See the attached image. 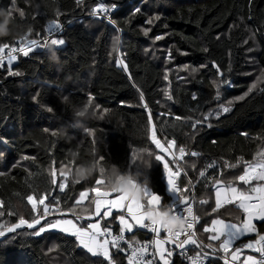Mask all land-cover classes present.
Instances as JSON below:
<instances>
[{
    "label": "trees",
    "instance_id": "16d2710c",
    "mask_svg": "<svg viewBox=\"0 0 264 264\" xmlns=\"http://www.w3.org/2000/svg\"><path fill=\"white\" fill-rule=\"evenodd\" d=\"M101 1L110 8L117 5L111 15L115 26L88 18L94 0H79V3L77 0H30L33 7H28L23 0H0V9L12 13L14 33L0 42L15 43L29 29L30 38L43 40L50 20H58L63 25L72 22L59 35L65 45L55 47L59 63H53L43 50L28 57L20 55L13 62L11 71L20 75H8V64L0 67V171L6 173L0 176V200L4 202V207H0L4 213L0 224L16 223L20 214L31 218V206L25 199L28 194L52 192L53 203L59 197L61 207L67 208L75 204L80 192L87 191L89 196L83 205L89 206L94 196L89 189L95 187L97 177L77 184L68 178L63 193L50 183L52 168L56 169L59 180L61 167L74 168L88 159L146 177L145 191L161 196V205L172 204L175 197L166 191L163 163L155 159L156 155L161 156L160 151L148 138L150 112L162 143L174 139L176 149L186 146L189 153H200L198 157L190 154L184 157L180 164L183 171L177 180L181 187L191 180L195 187L189 194H194L197 201L209 200L203 208L210 215H205L198 202L195 205L201 217L197 231L207 242L208 234L203 233V227L210 225L211 219L220 216L235 222L242 213L232 205L211 213L214 195L210 182L199 177V172L206 169L205 175L214 177L223 169L225 179H234L242 173L243 161H252L258 152L264 151V83H258L245 100L234 102L230 113L219 119L213 114L210 118L213 126H205L195 136L190 121L183 118H201L218 110L220 103L243 95L256 81L264 69V0ZM137 7L141 12L133 15ZM155 16L160 18L146 23ZM142 29L149 30L148 34ZM38 32L40 37L36 36ZM117 35L119 53L113 51V38ZM156 36L162 39L156 40ZM118 56L127 65V72L122 65H117ZM213 62L221 69L223 78L231 82V87L221 83V77L211 67ZM201 64L205 67H200ZM166 72L167 80L164 79ZM214 82L220 83L219 101L215 99ZM165 91L172 100L165 96ZM141 93L148 111L140 102ZM194 94L196 100L192 99ZM65 95L69 99L62 102ZM89 95L93 97L91 105L96 117L84 120L82 128L69 127L68 137L53 136L52 132L71 123L70 107L88 102ZM33 96L37 97L36 101ZM49 106L53 112L45 110ZM176 116L182 119L177 121ZM45 128L49 131L45 132ZM241 132L248 136H242ZM77 148L80 159L72 161L70 152ZM142 151L151 153L146 169L132 160L134 154ZM25 156L29 159H23ZM238 159L241 163L236 168H223L225 161L236 163ZM17 161L19 164L13 168ZM166 161L175 170L177 165L171 157ZM208 164L214 167L207 168ZM10 210L16 214L8 216ZM119 214L113 213L101 225H108L113 234H118L120 225L115 217ZM80 223L86 225L87 221ZM24 230L32 231H17ZM257 230L264 233V223L258 222ZM14 235L0 238V264L102 261V257H92L76 245L74 237L63 233L49 231L40 237L16 236L4 242ZM255 237L254 233L238 244ZM151 238L140 228L127 235L128 240L140 243ZM112 254L118 264H127L124 252L112 249ZM170 259L172 264H185L175 254Z\"/></svg>",
    "mask_w": 264,
    "mask_h": 264
},
{
    "label": "snow or ice",
    "instance_id": "6c2138e0",
    "mask_svg": "<svg viewBox=\"0 0 264 264\" xmlns=\"http://www.w3.org/2000/svg\"><path fill=\"white\" fill-rule=\"evenodd\" d=\"M77 2L79 3V0ZM116 7L117 5L113 4L111 8H108L105 4L99 3L91 10L90 15L99 18L103 14L105 18H108V12ZM138 12H141L140 7L134 9L133 15ZM8 13L12 16L10 11ZM20 15L23 16L24 13L21 12ZM159 18V16L152 17L146 23L151 24L153 20H158ZM108 21L115 26L114 20L108 18ZM116 30L118 33L120 32L119 28ZM61 31H63V25L58 20L53 19L45 26V35L43 36L42 43L38 39L30 38L31 29L15 41V43L0 42V66L7 60V64L9 65L8 75H20L19 72L14 73L11 71V65L18 58L17 54L28 57L37 48H45L48 45L56 47L64 45L65 40L58 36V33ZM142 31L147 35L149 30L142 29ZM40 35L39 32L36 33L37 37H40ZM155 39L160 40L162 37L156 36ZM113 41V51L119 53V35L114 37ZM116 63L117 65H124V71H128L127 65L124 64L123 60L119 59V56L116 59ZM184 67L187 68L188 65H184ZM200 67L203 68L205 65L201 64ZM211 67L216 69V73L221 77V83L229 87L232 86L229 80L223 78V73L216 63L213 62ZM195 71L196 69L193 68L192 72ZM129 79H131V76H129ZM164 79H168L167 72ZM258 83H264V69L260 70V75L256 77V81L248 87L243 95L237 96L234 100L227 101V103H220L218 110L214 112L210 111L201 118H183L186 121H190V127L193 129L192 135L198 134L205 126L212 127L210 118L213 114L216 119H219L222 115L230 113L234 102L245 100L257 88ZM214 86L217 88L215 99L219 101L221 99L219 91L220 83L214 82ZM165 96L169 100H172V96L167 91H165ZM36 99L37 97L33 96V101H36ZM87 99L88 105H91L93 97L89 95ZM192 99L196 100L197 96L194 94ZM140 102L144 105L145 110L148 111V106L144 104L142 93L140 95ZM45 110L47 112L54 111L50 106L46 107ZM181 119L180 116L175 117L177 121ZM147 125L148 138L151 143L161 153H164L166 157L170 156L172 163L177 165L175 170H171L168 163L163 164L166 189L169 193L174 194L175 197L173 203L166 206L174 215L186 221V231L180 233L165 232L158 225L147 223L142 213L143 205H132L125 202L119 194L105 191L103 187L104 180L98 176L95 179V187L89 189L91 193H94L89 206L83 205L85 198L88 197L87 191L80 192L75 204L67 208L61 207V199L59 197H55V203H53L52 192L46 191L38 195L28 194L25 199L27 204L31 206V218H25L20 214L16 223L10 225L0 224V238H4L7 233H15L9 240L4 241L8 243L10 240H14L16 236L40 237L43 233L55 230L58 233L74 237L76 245L86 250L92 257H102V261H96L94 264H103V262L118 264L110 249H117L119 252L128 251L127 264H157V257L159 258V264H172L170 258L173 256L174 249H180V254L186 256L190 264H205L206 261H208V264H213V261L208 260L210 256L222 260L223 264H264V233L258 232L257 223H255V221L264 223V151L258 152L252 161H243L242 173L235 176L234 179H225L223 169H221L218 176L214 177H207L205 175L206 169L199 172V177L210 182L212 195H214L215 206L211 208V213H218L220 209L228 205L234 206L235 209L242 213V215L236 217L235 222L226 221L220 216L211 219L210 225L205 224L203 227V233L208 234L206 237L207 242H205L201 238V234L196 230L201 217L196 211L195 205L198 202L202 206L205 215H210L207 208H203V206L209 204V200L200 198L197 201L194 194H189L195 187L191 180H188L183 187H181L177 180L183 171V168L177 162L183 161L184 157L188 154L192 157H198L200 153L197 151L189 153V149L186 146H180L177 151H173L176 148V141L174 139H169L165 143H162L158 139L156 126L150 112L147 118ZM44 131L48 132L49 129L45 128ZM89 134L91 133L89 132ZM52 135L55 136L56 132H52ZM241 135L248 136L245 132H241ZM212 142L215 143L214 140ZM23 159L27 160L29 157L25 156ZM155 159L163 162L164 158L156 155ZM100 160H103V158L100 157ZM240 163V159L236 163L225 161L223 168H236ZM18 164L19 161L14 163L12 167L15 168ZM195 166V164H192L193 168ZM212 167H214V164L207 165V168ZM68 169V167L60 168L59 176L62 179L59 180L55 168H52L50 172L51 185L58 187L61 193L67 187ZM5 174V172L0 171V176H4ZM184 175L187 176V173H184ZM241 184L244 187H240L239 185ZM204 186L207 188L209 184L205 183ZM145 196L147 198V205H161V196L147 191H145ZM0 207H4L2 200H0ZM114 209L121 212V214L115 217L120 224L119 234L116 235L113 234L108 225L102 226L100 223L101 219L112 216ZM124 212H126V215L123 214ZM14 214L16 213L11 210L7 212L8 216ZM3 215L4 213L0 212V216ZM50 216L53 218L49 219ZM92 217H98L99 219L93 222ZM81 220H87L88 222L85 225L80 223ZM41 221H44V223L41 224ZM110 223L111 221H108V224ZM37 225H39L38 229ZM134 226L146 229L147 232L153 234L152 238L142 244L139 241L126 239L125 232H133ZM18 229L32 231H17ZM250 233L256 234L255 239H248L246 243H237ZM122 242L127 244V250L121 246ZM166 245H172L174 248L166 247ZM187 245H194L201 251L196 252L195 255H187ZM150 249L152 250L150 251ZM204 249H208V251H204ZM244 249H248L252 253H258V256L244 254Z\"/></svg>",
    "mask_w": 264,
    "mask_h": 264
},
{
    "label": "clouds",
    "instance_id": "9594fccd",
    "mask_svg": "<svg viewBox=\"0 0 264 264\" xmlns=\"http://www.w3.org/2000/svg\"><path fill=\"white\" fill-rule=\"evenodd\" d=\"M12 24V16L7 11L0 9V40L14 35ZM46 51L53 63H59V57L52 45L46 46ZM68 99V96L65 95L62 102H66ZM70 112L72 121L69 125H62L57 130L56 135L59 137H68L69 127L82 128L84 120L96 117L94 105H88L87 102L81 105H72ZM148 156L150 153L142 151L135 154L132 160L146 169L149 165ZM70 158L72 161L80 159L79 148L70 152ZM67 171L68 178L73 184L82 183L98 176L102 177L105 191L119 194L125 202L132 205H143L142 213L146 222L158 225L162 231L180 233L187 230L186 221L174 215L166 205H147L145 188L148 180L138 173L121 172L115 165H101L99 161L93 159L78 163L74 168H69Z\"/></svg>",
    "mask_w": 264,
    "mask_h": 264
},
{
    "label": "built area",
    "instance_id": "2783aa9c",
    "mask_svg": "<svg viewBox=\"0 0 264 264\" xmlns=\"http://www.w3.org/2000/svg\"><path fill=\"white\" fill-rule=\"evenodd\" d=\"M99 3H103L101 0H94V4L92 5V7H91V10L93 9V8H95L96 7V5L97 4H99ZM103 4H105V3H103ZM106 5V4H105ZM107 6V5H106ZM108 7V6H107ZM108 8H110V7H108ZM91 10H90V12H91ZM114 11V8H112L111 9V11L110 12H108V18H110L111 19V15H112V12ZM90 12L88 13V18H91V19H93V20H96V21H104V22H106V23H108V24H111V23H109V21H108V18H105V16L102 14L99 18H96V17H93V16H91L90 15ZM72 23V22H71ZM71 23H69V24H67V25H63V31H61L60 33H58V36L62 33V32H64V30L66 29V27L67 26H69ZM41 43L43 42V40H39ZM21 54H17V57H19ZM5 64H7V60H5L4 62H3V64H2V66L3 65H5ZM1 67V66H0ZM178 149H176V148H174L173 149V151H177ZM178 164H181L182 163V161H179V162H177ZM182 173V172H181ZM198 225V224H197ZM148 236H150V237H152V235L153 234H151V233H149V232H147V230L146 229H142ZM196 230H197V226H196ZM119 234V233H118ZM163 234V233H162ZM114 235H116V234H114ZM127 235H128V233L127 232H125V238L127 239ZM148 241V240H147ZM142 243H144V242H141V244ZM121 245H123L124 246V248L127 250V244H124L123 242L121 243ZM186 249H188V252H187V255H195L196 254V247L194 246V245H187L186 246ZM152 249H150V251H151ZM181 253V250L180 249H174V252H173V254H175L176 255V257H178L179 259H181V261L182 262H184L185 264H190V262L187 260V258H186V256H183V255H181L180 254ZM124 254L126 255V257H127V255L129 254V252L128 251H125L124 252ZM222 255V254H221ZM148 258H151V257H148ZM157 260V259H156ZM208 260L209 261H213V264H223V261L222 260H220V259H215L214 257H209L208 258ZM205 264H208V261H206L205 262Z\"/></svg>",
    "mask_w": 264,
    "mask_h": 264
},
{
    "label": "rangeland",
    "instance_id": "374dc122",
    "mask_svg": "<svg viewBox=\"0 0 264 264\" xmlns=\"http://www.w3.org/2000/svg\"><path fill=\"white\" fill-rule=\"evenodd\" d=\"M24 2H25V4L28 6V7H33V5L31 4V2H30V0H23ZM60 38H62V37H60ZM65 45V44H64ZM64 45H62V46H59V48H61V47H63ZM54 48L56 47V46H53ZM43 50H46V47L45 48H37L34 52H32V53H30V54H34V53H38V52H42ZM159 150V149H158ZM160 154H161V157H163L164 159H163V164L164 163H167V161H166V158H168V157H170V156H165V154L164 153H161L160 152ZM51 172V171H50ZM147 192H149V191H147ZM88 196H89V193H88ZM86 199H87V197L85 198V201H86ZM84 201V202H85ZM113 213H120V212H118V211H113ZM111 218V216L110 217H108V218H104V219H102L101 221H100V223H103L102 221L103 220H108V219H110ZM87 220H85V221H83V220H81L80 222H86ZM42 222V221H41ZM116 223L117 224H119V221L118 220H116ZM120 225V224H119ZM37 227H38V225H37ZM141 229V228H140ZM50 232H56L55 230H50ZM8 234H10V233H7L6 235H8ZM64 234V233H63Z\"/></svg>",
    "mask_w": 264,
    "mask_h": 264
},
{
    "label": "crops",
    "instance_id": "0c3cea01",
    "mask_svg": "<svg viewBox=\"0 0 264 264\" xmlns=\"http://www.w3.org/2000/svg\"><path fill=\"white\" fill-rule=\"evenodd\" d=\"M241 187H244V186H241ZM166 191H167V189H166ZM167 193L169 194V195H171L172 197H174V194H172V193H169L168 191H167ZM215 202V201H214ZM84 203V202H83ZM229 206V205H228ZM94 207V206H93ZM102 211H103V209H102ZM113 211H118V210H113ZM118 212H120V211H118ZM123 214H125L126 215V212H124ZM96 219H98V217H92V220H93V222H95V220ZM130 219V218H129ZM88 222V221H87ZM255 223H258V221H255ZM136 228H139L138 226H134V229H136ZM134 229H133V231H134ZM128 234H130L129 232H127ZM132 233V232H131ZM252 235H254V233H250V234H248L247 236H245V237H243L242 239H241V241L243 240V239H245V238H248V237H250V236H252ZM239 242V241H238ZM237 242V243H238ZM166 247H170V248H174V246H172V245H166ZM84 250V249H83ZM86 251V250H85ZM110 252L112 253V249H110ZM243 252H244V254H251V255H255V256H258V253H252L250 250H248V249H244L243 250ZM157 259V262L159 263V258L157 257L156 258Z\"/></svg>",
    "mask_w": 264,
    "mask_h": 264
},
{
    "label": "water",
    "instance_id": "95a60500",
    "mask_svg": "<svg viewBox=\"0 0 264 264\" xmlns=\"http://www.w3.org/2000/svg\"><path fill=\"white\" fill-rule=\"evenodd\" d=\"M122 67H123V70H124V66L122 65Z\"/></svg>",
    "mask_w": 264,
    "mask_h": 264
}]
</instances>
